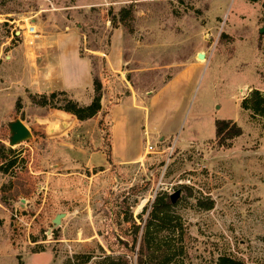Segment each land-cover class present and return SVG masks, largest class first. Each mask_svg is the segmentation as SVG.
<instances>
[{"label": "rangeland", "instance_id": "374dc122", "mask_svg": "<svg viewBox=\"0 0 264 264\" xmlns=\"http://www.w3.org/2000/svg\"><path fill=\"white\" fill-rule=\"evenodd\" d=\"M63 54L89 62L91 87L39 92ZM189 67L185 90L151 102ZM253 90L264 95V0H0V264H137L163 194H177L183 227L159 234L167 264H264V118L240 108ZM172 99L173 135L151 138L144 118ZM215 120L241 128L231 148L217 146ZM15 121L31 136L11 146ZM112 124L138 132L115 158ZM194 136L206 142L184 146Z\"/></svg>", "mask_w": 264, "mask_h": 264}, {"label": "trees", "instance_id": "16d2710c", "mask_svg": "<svg viewBox=\"0 0 264 264\" xmlns=\"http://www.w3.org/2000/svg\"><path fill=\"white\" fill-rule=\"evenodd\" d=\"M129 14L125 10L119 12L121 20L127 18ZM101 90V82L98 78L93 79V91L95 97H99ZM240 108L243 111L250 113V118L256 116L264 118V95L259 91L253 90L249 96L242 100ZM90 108L80 109L78 112L90 111ZM72 111V110H71ZM215 137L214 140L218 147L229 149L232 142L242 136L241 128L232 120H215L214 122ZM173 204L169 195L163 194L157 196L147 213L143 223L142 237L139 244V256L137 264H153L154 259H161L162 264L170 262L168 251L159 252L156 248L160 243L159 234L162 232L176 233L183 235V227L178 218L171 215V208ZM212 203L207 204L204 209L211 210ZM161 254L154 258V254ZM154 258V259H153ZM91 258H83L80 264H88ZM99 264H127L121 257H99ZM66 264H70L69 261ZM217 264H247L242 261L233 259L228 256H222L218 259Z\"/></svg>", "mask_w": 264, "mask_h": 264}, {"label": "crops", "instance_id": "0c3cea01", "mask_svg": "<svg viewBox=\"0 0 264 264\" xmlns=\"http://www.w3.org/2000/svg\"><path fill=\"white\" fill-rule=\"evenodd\" d=\"M74 47V45H73ZM64 57L63 61H60V71L58 77H53L50 75V73H46V75H42L40 80V85L38 86L39 92L43 93H51L54 91H60L65 94L75 95L83 88H89L92 85V77H91V67L89 65V62L86 59L80 58L77 54L72 55L67 58L65 54L62 55ZM193 67H189L185 70V72L180 73L178 76L170 80L168 84H166L157 94L153 96L151 99V102L155 100V97L158 94H161L162 92L169 90V89H178L181 88L185 90V87L189 85V83L193 82L190 79V75L188 71L190 72ZM47 79V81L43 80ZM172 105L169 106L167 104H161L158 107H156V111L154 113V120H150L149 116L146 119L144 118V124L145 127V134H149L151 138L157 136L158 134L161 135V138L165 136L173 135V131L171 130V122L170 116L172 114H175L178 112V102L174 99L171 100ZM162 112L163 119L158 120V115ZM149 113V112H148ZM133 133L130 134V130L128 128H120L119 130L116 129V125L112 124L110 127V141H111V150H112V156L115 158V145L121 144V146H128L130 144L131 136L136 138L137 136V129L136 127H133L132 129ZM195 138H190L185 141V145L192 142H206L202 139H199V136H194ZM178 145V144H177ZM114 160V159H113ZM120 162V161H117ZM115 162V163H117ZM120 164V163H118Z\"/></svg>", "mask_w": 264, "mask_h": 264}, {"label": "water", "instance_id": "95a60500", "mask_svg": "<svg viewBox=\"0 0 264 264\" xmlns=\"http://www.w3.org/2000/svg\"><path fill=\"white\" fill-rule=\"evenodd\" d=\"M197 59L199 60L204 59V55H202L201 53L198 54ZM10 133H11V137L9 143L11 146H14L18 143L27 140L31 136L30 131L21 121H15L10 124ZM176 198H177V194L170 196L172 204H174ZM59 220L60 217H57L55 223H59Z\"/></svg>", "mask_w": 264, "mask_h": 264}, {"label": "built area", "instance_id": "2783aa9c", "mask_svg": "<svg viewBox=\"0 0 264 264\" xmlns=\"http://www.w3.org/2000/svg\"><path fill=\"white\" fill-rule=\"evenodd\" d=\"M35 29H34V27L33 26H28L27 28H26V33L28 34V35H34L35 34ZM153 150V147L151 146V145H148L147 146V152H151Z\"/></svg>", "mask_w": 264, "mask_h": 264}, {"label": "bare ground", "instance_id": "6f19581e", "mask_svg": "<svg viewBox=\"0 0 264 264\" xmlns=\"http://www.w3.org/2000/svg\"><path fill=\"white\" fill-rule=\"evenodd\" d=\"M203 55V54H202ZM201 60H203V59H201Z\"/></svg>", "mask_w": 264, "mask_h": 264}]
</instances>
